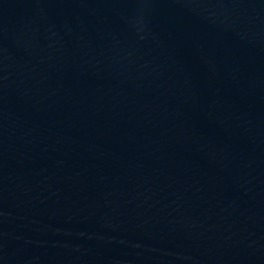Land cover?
Instances as JSON below:
<instances>
[{
	"label": "water",
	"instance_id": "1",
	"mask_svg": "<svg viewBox=\"0 0 264 264\" xmlns=\"http://www.w3.org/2000/svg\"><path fill=\"white\" fill-rule=\"evenodd\" d=\"M0 264H264V0H0Z\"/></svg>",
	"mask_w": 264,
	"mask_h": 264
}]
</instances>
